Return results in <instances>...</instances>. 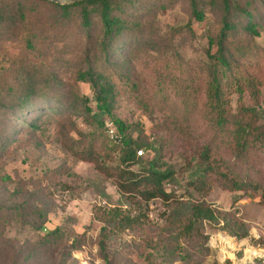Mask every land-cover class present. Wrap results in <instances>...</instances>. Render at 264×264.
Here are the masks:
<instances>
[{
  "label": "trees",
  "instance_id": "obj_1",
  "mask_svg": "<svg viewBox=\"0 0 264 264\" xmlns=\"http://www.w3.org/2000/svg\"><path fill=\"white\" fill-rule=\"evenodd\" d=\"M217 1L221 20L213 34L205 25V0H188L191 15L206 39L204 56L183 61L172 36L177 30L195 34V29L188 24L168 29L169 38L158 50L160 76L142 94L131 69L143 56L146 44L159 35L154 37L153 25H149L148 34L143 33L144 23L135 15L139 0H0V33L7 28L24 29V48L33 55L41 56L38 41L47 27L36 20L41 5L54 8L62 18L76 11L78 24L86 33L92 24L98 28L97 36L87 40L81 66L75 71L76 79L90 85L92 97L77 95L71 102L64 101L57 88L52 90L56 74L41 62L37 65L23 57L14 66H0V72L8 73L4 78L0 75V159L34 144L35 135L45 137L48 125L55 124L67 151L92 163L105 179H111L127 204L137 209V205L152 199L168 202L170 211L165 221L173 242L189 237L204 221L219 223L220 219L221 229L231 236H246L243 220L232 211L217 212L204 200L180 201L166 189V184L175 179L167 160L181 149L184 164L180 172H188L187 187L202 196L208 195L213 186L240 191L244 196L258 197L264 207V123L259 113L264 47L240 39L243 32L258 36L263 25L258 21L255 0H246L245 5L239 0ZM91 14H96V22L90 19ZM66 43L63 40V45ZM174 69L179 73L176 80L166 82L175 75ZM122 96L130 97L148 112L152 111L150 105L155 106L162 120L154 123L149 133L138 124L125 122L114 114L117 99ZM96 111L108 115V119L94 118ZM81 112L89 117L85 118L88 130L78 128L74 119L73 115ZM108 122L113 124L116 139L107 132ZM140 149L149 156L137 155ZM137 165L141 166L134 169ZM46 175L44 172L41 177ZM48 214L43 206L27 207L17 197L10 206L0 199V264H55L57 258L58 264H66L64 253L70 254L74 246H67L69 236L64 227L57 226L25 244L5 234L9 226H29L39 231ZM98 220L102 223L98 244L105 252L110 234L130 229L137 224L138 216L114 206L103 209ZM176 249L178 253L183 250Z\"/></svg>",
  "mask_w": 264,
  "mask_h": 264
},
{
  "label": "rangeland",
  "instance_id": "obj_2",
  "mask_svg": "<svg viewBox=\"0 0 264 264\" xmlns=\"http://www.w3.org/2000/svg\"><path fill=\"white\" fill-rule=\"evenodd\" d=\"M239 2L245 5L246 0ZM205 4V25L214 34L220 27L221 11L217 0H205ZM254 6L263 27L258 36L250 37L243 32L240 33V39L264 47V0H255ZM41 7L42 12L36 20L47 25V31L38 41L41 56L33 55L32 51L24 48V29L7 28V32L0 33V66H14L23 57L37 65L41 62L56 74L57 82L53 84L52 90L57 88L63 94L64 101L71 102L77 95L92 97L90 85L76 79L75 71L81 66L80 60L87 40H92L98 34L96 23L86 33L78 24L80 18L76 11L62 18L54 8L46 5ZM135 15L144 23L145 35L150 31L149 25L156 27L154 37L159 35L155 41L146 44L143 56L134 62L131 69L133 80L143 88L140 87L142 94L151 89L160 76L162 61L159 51L169 38L168 29L180 28L185 24L195 29V34L177 30L172 36L183 61L204 56L206 39L202 38L200 24L191 15L188 0H139ZM90 19L96 22V14H91ZM63 40L67 41L66 45H63ZM121 40L122 36L118 39L119 45ZM173 73L175 75L166 78V82L176 80V75H179L177 69ZM6 74L5 70L0 72L2 78ZM172 86L174 84H170ZM261 94L263 99L259 113L264 123V85ZM245 99L248 101L246 96ZM89 106L93 109L94 102H89ZM150 107L152 111L148 112L137 107L130 97L122 96L117 99L114 114L129 124H138L149 133L154 123L162 120V114L156 107ZM73 116L78 128L88 130L89 126L85 122V118L89 119L87 114L81 112ZM93 117L107 120L109 116L97 114L96 111ZM33 140L34 144L0 159V199L4 205L10 206L17 197L27 207L35 209L43 206L49 210V214L39 231L29 226L7 227L5 234L8 238L25 244L27 240L33 241L57 226L64 227L66 236H69L67 246H74L70 254L68 251L64 253L66 264H247L252 258V251L258 250L264 256V207L259 203V198L244 196L240 191L223 190L218 186H213L208 195L202 196L187 187L185 182L189 178L188 172H180V166L184 164V152L181 149L167 160L168 166L175 171V179L166 184V189L174 192L175 198L180 201L204 200L217 212L232 211L243 220L248 230L246 236H231L221 229L220 219L219 223L204 221L189 237L180 238L178 243L173 242L172 232L166 229L165 215L170 211L168 202L152 199L137 205V209L127 204L111 179H105L92 163L79 160L67 151L55 124L48 125L45 137L35 135ZM139 156L146 158L149 153L143 150ZM140 166L133 168L138 169ZM44 172L47 173L46 177H41ZM5 176L10 180L2 181L1 178ZM114 206L122 207L131 215L137 214L138 221L130 229L111 233L106 241L107 250L103 252L98 244L102 225L98 217L103 209ZM176 247L183 250L180 249L178 253ZM55 260V264H58L59 259ZM258 264L264 263L261 261Z\"/></svg>",
  "mask_w": 264,
  "mask_h": 264
},
{
  "label": "built area",
  "instance_id": "obj_3",
  "mask_svg": "<svg viewBox=\"0 0 264 264\" xmlns=\"http://www.w3.org/2000/svg\"><path fill=\"white\" fill-rule=\"evenodd\" d=\"M107 132L112 139L117 138V135L115 133V129H114L113 124L111 122L107 123ZM142 153H143L142 149L137 150L138 155H141ZM251 253H252L251 254L252 258H250V260L248 261L247 264H256L257 260H261L264 263V256L262 254L260 255L259 254L260 252L258 250L256 252L252 251Z\"/></svg>",
  "mask_w": 264,
  "mask_h": 264
},
{
  "label": "water",
  "instance_id": "obj_4",
  "mask_svg": "<svg viewBox=\"0 0 264 264\" xmlns=\"http://www.w3.org/2000/svg\"><path fill=\"white\" fill-rule=\"evenodd\" d=\"M51 1L58 2V3H63L65 0H51Z\"/></svg>",
  "mask_w": 264,
  "mask_h": 264
}]
</instances>
